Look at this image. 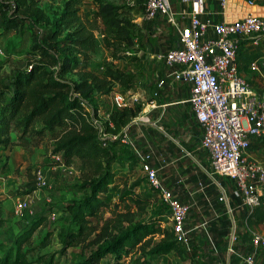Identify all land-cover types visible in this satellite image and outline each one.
Masks as SVG:
<instances>
[{
	"label": "trees",
	"instance_id": "obj_1",
	"mask_svg": "<svg viewBox=\"0 0 264 264\" xmlns=\"http://www.w3.org/2000/svg\"><path fill=\"white\" fill-rule=\"evenodd\" d=\"M85 2L63 0L50 16L41 0H0L3 33L21 34L28 28L34 31L24 67L0 80V146L28 149L48 141L53 156L60 157L56 165L71 166L80 160L86 168L80 174L82 197L62 209L60 205L50 207L26 220L11 243L0 241V264H55V254L42 253L54 234L62 246L61 254L71 248L81 249L84 257L77 264H101L109 256L114 264H122L131 255H138L136 264H156L152 258L185 254L172 229L162 225V217L149 214L155 194L159 200L158 193L151 187L148 193L152 196L138 192L144 184L141 178L131 184L126 181L113 203L110 191L117 178L114 144L101 140L93 123L97 111L89 112L82 102L108 96L117 87L135 92L138 70L115 64L137 61L132 55L137 24L126 5L89 0L97 12L92 18L82 13ZM101 48L110 60L103 69L79 68ZM141 111L136 104L113 111L108 121L114 128H107V133H120ZM12 135L16 136L14 142ZM128 163L130 171L136 169L134 152L129 153ZM36 185L29 193L38 189ZM57 210L69 216L70 224L50 229L39 240L37 234L48 228Z\"/></svg>",
	"mask_w": 264,
	"mask_h": 264
},
{
	"label": "built area",
	"instance_id": "obj_2",
	"mask_svg": "<svg viewBox=\"0 0 264 264\" xmlns=\"http://www.w3.org/2000/svg\"><path fill=\"white\" fill-rule=\"evenodd\" d=\"M146 9L147 20H155L162 15L169 24L179 30L182 46L172 48L163 56L168 66H180L181 71L174 74L175 79L191 84L188 99L196 119L202 129L200 149L208 156V174L219 192L218 201L223 204L228 215L237 208L234 199L243 208L253 213L262 204L264 197V164L247 157L251 141L264 137V89H257L241 74L239 53L243 40L250 38L255 44L264 41V16L248 12L236 22H217L208 17L201 18L205 0H191V20L183 24L186 13H175L170 0H141ZM250 5H254L252 1ZM0 48V57L4 56ZM254 73L264 71V59H255L250 64ZM124 95H116L115 103L121 108L127 106ZM83 106L92 112L89 102ZM109 115L103 126L95 117L93 123L100 131L104 142L120 141L134 147L133 141L125 133L106 131L113 129ZM141 171L149 185L158 193V198L169 210L171 229L176 240L192 249L194 242L187 227L191 206L178 200L171 190L161 182L158 170L150 165V154L143 149L134 150ZM59 160L58 155L54 156ZM38 188L47 187L41 171L36 172ZM222 179H230L234 189L228 190ZM204 190L205 186L201 185ZM31 209L30 199L19 198L14 204L13 213L23 218ZM52 219L56 214L51 215ZM207 225V221L203 226ZM238 227L233 222L228 236L226 251L240 264H261L259 255L264 256V236L254 234L251 239L253 252L238 251Z\"/></svg>",
	"mask_w": 264,
	"mask_h": 264
},
{
	"label": "rangeland",
	"instance_id": "obj_3",
	"mask_svg": "<svg viewBox=\"0 0 264 264\" xmlns=\"http://www.w3.org/2000/svg\"><path fill=\"white\" fill-rule=\"evenodd\" d=\"M41 3L48 14L52 16L55 8L60 6L63 0H41ZM119 3L123 4L122 0ZM82 13L92 18L97 16V12L89 0H86L84 3ZM40 30L42 31V29ZM33 32L32 29L28 28L21 34L15 32L5 34L0 23V48L5 53L4 56L0 57V80H5L12 70L24 67L27 58L26 54L32 46ZM45 33L46 31L44 30L42 35ZM109 62L108 53L105 49L101 48L92 57L91 61L82 63L79 68L83 70H101ZM131 62H118L115 65L121 69H136L139 73L138 58L135 63ZM253 83L257 89H264V79L259 78ZM143 84L145 83L143 82ZM145 89H147L145 85L138 86L135 96L133 93L125 92L123 89L117 87L114 93L107 99L94 98L90 103L92 111H97L96 118L104 126L107 116L119 108L115 103L116 95H124L126 97L125 102L128 104L127 106H134L136 104L143 108V104L150 101L143 95H140V90L145 91ZM11 138L13 142L16 141L15 135H12ZM110 143L114 144L112 148L117 157V162L113 166V170L117 175L116 183L110 191L113 203L117 202L124 183L127 181L131 184L137 178H141L144 181V186L140 191L138 189V192L152 196L153 193H148L150 187L144 179L141 168L138 167L130 171L127 166L128 156L131 152L127 147L128 145L120 141H110ZM0 148V239L12 242L14 235L18 231L19 224H24L26 220L37 216L41 212H47L50 207L60 205L58 208L62 209L64 204L77 201L82 197L80 174L83 171V167L81 162L76 161L72 168L63 167L65 165H61L62 168H57V160L53 158L52 149L49 147L48 141L43 142L39 147L28 149L20 145H10L9 147L1 145ZM247 157L264 164V137L255 138L251 141ZM36 171L43 173L48 186L38 188L35 192L29 193L32 186L37 182L36 176H34V172ZM19 198L30 199L31 209L25 213L23 218H17L13 213L14 204ZM152 200L149 214L151 216H161L162 225L170 230V213L157 199L156 194ZM234 205L241 206V203L237 201ZM240 210L241 214L235 210L233 216L225 212L226 216H223L222 219L224 221L220 222V224L212 223L209 221V218L205 217L199 226H195L192 230L189 228L191 230L190 236L194 242L192 249L189 250L184 246L185 254L183 256L171 253L167 256L152 258V262L156 264H240L237 259L228 256L226 251L227 240L233 222L235 221L238 227V251L242 253L253 252V248L250 245L252 236L254 234L264 235V198L261 206L253 213L246 208ZM55 214H57L56 218H50L48 228L43 229L37 234L39 240L50 229H59L62 226L70 224V218L67 214L61 213L58 210L55 211ZM206 221L207 225L203 226ZM61 249L62 246L54 234L50 245L42 253L55 254V264H77L83 260L84 256L80 248H71L65 254H61ZM36 255L37 253L32 254L31 258L35 259ZM137 258L138 255H131L122 264H136ZM147 259H150V257ZM101 264H114V260L112 257L110 259L106 258Z\"/></svg>",
	"mask_w": 264,
	"mask_h": 264
},
{
	"label": "crops",
	"instance_id": "obj_4",
	"mask_svg": "<svg viewBox=\"0 0 264 264\" xmlns=\"http://www.w3.org/2000/svg\"><path fill=\"white\" fill-rule=\"evenodd\" d=\"M108 1L120 4V0ZM170 1L176 14L186 13V17L181 19L182 23H189L192 1ZM250 1L254 5H250ZM122 3L129 6L137 24L136 51L132 55L139 60L138 86H147L145 91L140 90V95L150 100L143 104L140 115L126 127L125 133L134 144V147H127L131 152L138 148L150 154V165L158 170L164 186L171 190L178 200L191 206L187 220L188 229L199 226L205 217L212 223L220 224L224 221L223 216H226L225 209L218 201L217 187L209 178L208 156L200 149L202 129L188 102L191 84L175 79L174 74L181 71V67L168 66L163 59L166 52L182 46L180 32L162 15L155 20H147L146 9L141 0H122ZM248 12L264 16V0H205L201 18L210 17L217 22L232 23ZM255 59H264V41L257 45L247 38L241 45L239 67L241 74L252 86L259 78L264 79V71L254 73L250 70V64ZM110 95L98 98L107 99ZM73 164L63 167L72 168ZM128 164L127 162V166ZM56 167L62 168L61 165ZM82 167L83 171H86L83 165ZM138 167L139 160L136 169ZM221 181L232 192L234 183L229 179ZM201 185L205 186L204 190ZM143 186L144 184L139 191ZM237 201L239 200L234 199V204ZM235 207L240 214V209L244 210L240 205ZM22 225L19 224L14 237L22 229ZM0 241L8 242L4 239ZM107 258L110 259L111 256ZM259 259L260 263L264 264V256L260 254Z\"/></svg>",
	"mask_w": 264,
	"mask_h": 264
}]
</instances>
